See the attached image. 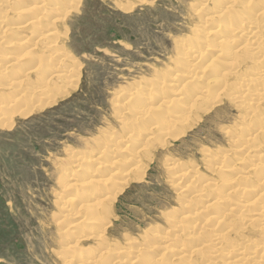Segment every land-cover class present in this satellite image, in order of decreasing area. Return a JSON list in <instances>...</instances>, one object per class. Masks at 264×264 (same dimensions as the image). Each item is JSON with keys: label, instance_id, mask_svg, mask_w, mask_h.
I'll use <instances>...</instances> for the list:
<instances>
[{"label": "rangeland", "instance_id": "1", "mask_svg": "<svg viewBox=\"0 0 264 264\" xmlns=\"http://www.w3.org/2000/svg\"><path fill=\"white\" fill-rule=\"evenodd\" d=\"M77 1L75 8H69L63 21L61 20L57 26L60 40H57L59 47L56 53L61 54L62 52V55H66L64 60L61 63L59 61V65H57L58 60L54 57L55 53H51L55 46L51 47L50 51L48 45H46L48 50H45L44 44L50 40L55 41L52 38L53 35L37 43L34 49L30 48L28 52L22 51L16 46L18 40L28 39L33 34V28L17 30L15 25L21 23L24 18L22 13H18L23 10L18 11L17 9L31 6L33 0H21L19 3L16 0H8V2L0 0V13L5 10L8 18L3 24L5 31L0 29V94L7 93L3 98L6 101L14 99L5 86L15 81L16 77L13 78L10 73L4 74L6 72L2 60L4 54L16 56V67L20 72L19 75H23L24 78L21 80L28 83V86L24 88L27 93H34L30 103L20 107L12 106L14 109L4 112L0 118V264H82L81 260L96 252L97 256L99 254V261L96 260L97 264H110L107 262L108 258H102L105 255L102 248H96L99 245L103 247V243L111 245L110 249L123 248L126 254L121 257H124V260L129 258H133V261L136 260L135 263H131V261L130 264H137V261L138 264L142 262L145 264H169L172 259L170 264H182V261L184 264H193L187 260L178 261L172 256L175 254L174 251L180 248L184 249L191 244L189 237L192 235H187V232L190 231L189 226L202 223L204 229L207 230L200 233L202 241L207 236L212 237L223 232L218 229H216L217 231L212 230L211 222L203 223L212 214L200 215V213L199 216L195 215L194 219L189 218V220L180 223V225H184V230L181 234H175L171 227L172 221L177 214L179 215V212L185 213L191 209L190 207L184 209L181 204H187V201L192 199L190 193L185 194L179 190L178 185L182 184L179 181L180 174H182L181 181L186 179L185 184L188 183L186 186L193 184L194 189L198 190L205 185L203 195L198 196L199 199H197L198 197L194 199L193 204L200 206L208 196L212 197L222 191L220 177L221 175L227 176L228 173L216 172V175L211 173V167L204 164V159L215 152L224 154L225 151L231 150L230 140L236 131V126L238 129H242L246 124L247 127L250 126V129H255L258 124L264 123V117L262 120L260 117L259 123L256 122L259 119L257 116H260V111L255 115L256 117L251 116L245 124L241 123L240 118L243 117L241 115H245L246 110L243 109V105L239 107V103H236V99H234L238 96L236 93L240 92L239 86H237L240 84L239 81L252 75L255 72L253 68L258 70L260 65L253 64L251 57H245L243 50L234 46L232 51L235 53V57L232 56L234 58L231 62L230 60L226 61V57L221 54L224 59L213 61L215 65L211 68L208 67L207 71L206 69L202 70L199 66L198 70L202 71V74L200 72L196 79L184 85L187 91L184 89L179 91V93L184 92L182 95L173 91V86L179 81V77L175 75L171 79V86L167 85L164 89L166 95L171 94V91L174 92L173 96L169 94L170 97H174V101L178 99L174 107L172 106L170 109L174 110L175 105L179 104L180 107L176 108L178 113L179 109L194 105L195 98L198 100L203 97L196 103L202 104L201 112L192 113L181 133L176 132L173 134L174 138H171L172 129L166 137L159 130L160 126L165 125L164 119L148 115L151 118L146 116V118H139L135 122L131 117H134L139 111L140 105H137L143 103L141 99L140 103L137 94L142 93L141 98L147 97L163 80L165 81L169 75H173L171 73L174 65L180 66L181 51L179 49L186 51L192 47H198V45L208 48L217 46L218 39L214 35L201 37L194 33L203 26L201 20L207 17H204L203 10L197 8L199 0ZM53 2L55 1L48 0L46 2L42 8L44 14L49 13ZM124 5L129 6V9L121 8ZM255 7L253 5L250 7L251 13H238V17H241L240 20L249 18L256 24L254 25L256 30L263 32H260L262 41L253 42L254 48L258 47V44L260 48L264 44V24H261L264 23V16L261 15V17L263 16L261 21V17L255 15ZM210 9L214 10L212 6ZM46 20L48 18L37 22L35 27L37 33L46 30ZM217 20L219 21H216V24L214 21L213 26L216 25L223 29L225 22L221 17ZM210 25L213 27L212 24ZM211 27L206 26L207 30H210ZM46 51L49 52L46 53ZM207 54L211 55L212 53L208 51ZM44 56L49 59L45 61L42 68L34 67L36 59L41 60ZM239 58L246 59L244 62L248 65L243 64L241 62L243 60ZM248 58L250 59L247 60ZM220 62L232 63L231 69L237 70L234 72L230 70L231 74L224 79L229 87L232 89L235 87V90H232V95L231 89L224 87L220 92V98H215L211 94L206 98V93H213L218 89V85L215 84V86L213 81L217 79L218 72L215 69L217 66L221 67ZM65 66L67 70L73 69V71L68 70L72 74L77 71L76 77L64 79L68 83L64 81L58 83L59 86L56 88L54 83L49 81H57L56 76L60 71L65 70ZM234 73L242 78L240 77L238 81L237 76L234 78ZM218 78H222L221 74ZM235 79L236 81H234ZM21 80L16 81L22 82ZM126 91L133 95L131 99L121 96V93L124 94ZM26 95L28 96L25 94L22 98H25ZM191 95L192 97H190ZM179 97L182 100H179ZM207 107L208 110H206ZM173 110L170 111L174 112L175 110ZM262 111L264 112V106ZM6 114L11 115V120L5 121ZM155 121H160L161 124L159 125ZM123 123L125 124L123 125ZM150 128L152 131L149 130ZM237 133L241 134L242 132L238 130ZM125 134L128 137H125L126 139L122 143L116 140ZM260 136L255 141L257 143H253L254 145L260 143L262 146L264 145V134L262 133ZM146 137L148 140L145 139ZM135 139L141 140V142L134 143ZM119 144L123 152L120 151ZM135 144L137 146L134 147ZM132 146L137 148L138 154L133 157L137 163L128 171H124L126 175L122 178L125 182L122 184L120 171L123 170V159L127 157L132 159L128 152L131 148L132 151L134 150ZM102 148H106L103 149L104 153L103 150L101 151ZM114 150L117 152L119 150L120 154ZM143 150L145 151L143 152ZM227 153L231 154V157L237 155L233 152L225 154L228 155ZM235 158L237 157L234 156V159L230 160V164L235 162ZM262 159L264 160V156H261L260 161ZM109 160L110 162L114 161L113 166L110 165ZM250 160L258 161V158L234 163L236 170L232 172H242L241 175L248 173L246 177L248 181L245 177L239 179L238 185L241 188L249 187L250 183L257 182L258 178L264 175L263 160L259 162V167L246 169ZM175 165V168L182 169V172L172 176L169 168ZM194 169L197 171L196 175ZM207 170L209 171L207 172ZM88 171L91 172L92 179H104L107 175L114 178H110L109 189H106V194L102 197L103 199L101 198L104 204L108 207L110 204L111 207V209L108 208L107 219L102 220L104 221V230L99 228L101 221L90 222V215H84L87 214V211H82L81 214L79 210L78 214L75 213L78 207L75 201L83 200L84 195L88 193V186L82 184L85 183L82 180L89 177L88 173L90 172ZM124 172L122 173L124 174ZM218 173L219 175H217ZM187 179L189 180L187 181ZM112 185L115 188H112L114 187ZM237 199L246 200L245 197L238 194L230 196L231 201ZM61 201L66 204L64 205ZM235 213V211L231 212L230 220H235L234 217L239 215ZM247 214L250 215V213ZM247 214L245 212L239 216L246 218L249 216ZM61 216L67 218L63 220ZM242 227L243 230L245 227ZM255 227L254 225L252 229L247 227L246 230H239L242 234L234 236L233 230L237 231L238 229H233L229 232L228 240L232 239L231 242L237 243L236 245L245 243L250 248L244 252V255L255 257L252 258L253 264H264L263 253L262 255H252L251 253L252 250L258 248L257 246L264 247V233H260V230H256L257 227ZM97 228L104 233L101 242L98 238L87 233ZM154 235H163V237L165 235L167 239L169 236L163 245H169L173 251L160 255L161 249V251L159 249L152 250L153 254H149L151 251L148 250L149 248L143 250L144 246L150 244L161 248L162 244H158L157 240L152 237ZM196 235L197 232L194 236ZM68 239V246H64ZM252 245H255L254 249ZM226 251L228 250H224L218 257L210 255L208 262L204 264H223L224 260L231 255L226 256ZM127 252L130 256L127 255ZM101 253L103 255H100ZM137 253L138 255L141 253L140 258ZM235 254L234 252L231 256ZM142 255L145 257L143 258ZM120 258L115 261L117 262ZM192 258L195 259L196 256L193 255L190 259ZM115 261L112 260L111 264H115ZM96 262L93 261L91 264H96ZM194 264H200V262Z\"/></svg>", "mask_w": 264, "mask_h": 264}, {"label": "bare ground", "instance_id": "2", "mask_svg": "<svg viewBox=\"0 0 264 264\" xmlns=\"http://www.w3.org/2000/svg\"><path fill=\"white\" fill-rule=\"evenodd\" d=\"M20 1L21 0H16V2H18V3ZM47 1L48 0H33V4L31 6H25V7L23 6L24 8L17 9L18 11L23 10V12H18V13H22L23 14L22 17H24L21 23H18L15 25L17 27V30H23V29L27 30V28H30V29L33 28V34L28 39L22 38V39L18 40L16 42V46L19 47L22 51L28 52L30 48H31V50H33L37 43H39L40 41H44L45 38L53 35L52 38L55 41L50 40L47 43L45 42L44 43L45 44V50H48V49H46V45L49 46L48 47L49 49L51 47L55 46V48L52 50L51 53H53V52L55 53L54 57L58 60L57 65H59L58 64L59 61L61 63L64 60L63 58L66 57V55L65 54L62 55V52H61V54L56 53V50H58L57 48L59 47L57 40H60L57 26H58V24H60L61 20L63 21V18L69 12V11L67 12V10L69 8L70 9L75 8L77 0L76 1H74V0H68V1L67 0H63V1L62 0L61 1L60 0H54L55 2L52 3L53 7L51 8V10H49V13L44 14L42 12V8L44 7V5L46 4ZM52 1L53 0H51V2ZM70 1H71V3L69 4ZM7 2H8V0H7ZM259 3H260V6H259ZM68 4H69V7H67ZM252 5L256 6L255 7L256 8L255 9V15H258L260 17H261V15L264 16V0H199V5L197 8H199L201 11L203 10L204 14H205L204 17L205 16H207V17L203 18L204 20H201V21H203V26L200 27L199 30H196L194 33H196V35L201 36V37H203L205 35H214L218 39L216 41L217 46H213V47L211 46L212 48L210 47L211 48L210 49L206 46L198 45V47H192V49H194V50H192V49L188 50L187 49L186 51H182L179 49V51H181L180 52L181 53L180 54L181 64H180V66H175V65L173 66V72L171 71L172 72L171 74H173V75H169L167 80H165V81L163 80L160 83V85L155 88V90L151 91L147 95V97L141 98L142 93L137 94V98H139V100L141 99L143 101V103L137 105V106L140 105L138 107L139 111H137V114L134 117H131L133 119V121L136 122V120L139 118L142 119V118H146V116H148V115H152L154 118L159 117L160 119L162 118L161 120H163V119L165 120V125L164 126L162 125L159 127V130L162 131L161 132L162 135L166 136L168 133L171 132L172 129H173V131L170 133L171 138H174L173 134H175L176 132L181 133V131L185 128V125H187L186 122L187 121L189 122L190 119L188 120V118H190L192 113L194 114V113H200L201 112L200 106L202 104L198 105L196 103L199 102L198 100H200V99L202 100L203 97L198 99V100H197V98H195V99L193 98L194 99V105L185 106V107L179 109V111L177 113L176 110L178 109V107H180L179 104H178V106H177V104L175 105V107L177 108V109L176 108L174 109L175 111L173 110V108L172 109H170V108L172 106L174 107V104L176 103V101H178V99H176V101H174V99H173L174 97H170V95L173 96V93H174L173 91H177L178 93H179V91H182L183 89H184V91H187V90H185L184 85L186 83L189 84V82H192L194 79H196L200 72L202 74V71L198 70L199 66L202 68V70L206 69V71H207L208 67L211 68V66L215 65L213 63V61H215L217 59L219 61L224 59V58H222L223 55H224L223 57H226L225 58L226 61L230 60V62H231V60L235 57L234 56L235 53L232 51V48L234 46L240 47V50H243L242 52L244 53L245 57L246 56L251 57V61L253 64H259L260 69L264 68V47H263L264 44H263V46L261 45L262 43L260 44L261 47H263V48H261V47L259 48V44H258V47L255 46V48H254V46H253V42L254 43L260 42V40L262 39L261 33H263V32L258 31V29L256 30V27L254 26L256 24L253 23L249 18H246L245 20H240L241 17H238V13L241 14V13L250 12V9H251L250 7ZM210 6H212V8L214 10H211ZM235 6H238V7H235ZM121 8H123L124 10H128L129 6L127 7L126 5H124ZM0 14H1L0 15V29H3L4 28L3 24H5L6 21L8 20V18L6 17L7 13L5 10H3ZM197 14H198V12H197ZM32 15H35V16L32 17ZM201 15L203 16V14H201ZM258 16H257V18H258ZM220 17L223 19V22H225L223 29L220 27L218 28V26H216V25L213 26V22L215 21V24H216V21H219V20H217V18H220ZM262 17L260 18L261 21H262ZM43 18H48V20H46L47 23L45 24L46 30H44L40 33H37L35 27L37 26V22ZM218 23H217V25H218ZM210 24H212L213 27H211ZM261 24H264V23H261ZM206 26L207 27L210 26L211 27L210 30H207L208 28H206ZM3 31H5V30L3 29ZM220 31L222 33H219ZM10 32H12V31H10ZM1 33H3V32L1 31ZM252 39H255V40L252 41ZM49 42H51V43H49ZM202 43H204V42H202ZM195 44L197 45V43H195ZM221 47H225V48H221ZM218 48H221L222 50L218 49ZM50 51H51V49H50ZM208 51L211 52L212 54L211 55L207 54ZM47 52H49V51H46V53ZM213 53L218 54V55H214ZM221 54H223V55L221 56ZM2 56L4 57V58H2V60L4 61V63H3L4 70L6 69V72L4 74L10 73V75L13 76V78L14 77H16V78H15V81H13L10 85L5 86L8 90V93L11 96H13L14 99L12 101H10V100L6 101V99H3V98L6 97L5 94H7V93H1L0 94V118L2 117L4 112L12 109L13 108L12 106L20 107L22 105L25 106L27 103H30L31 98L33 97V94H34L31 92L27 93L26 88H24V87L28 86V83H26V81L23 82L21 80V79L24 80V78H23V75H19L20 72L18 71V69L16 67V65H17L16 56H14L13 54H4ZM49 56H50V53H49ZM232 56H234V57H232ZM238 56H239V54H238ZM220 58H222V59H220ZM47 59H49V57L47 58L46 56H44V57H42L41 60L36 59L37 61L35 60L36 61L35 63L32 60L33 61L32 63L35 64V65L34 64L33 65H34V67L36 66L37 69L40 67L42 68L43 64L45 63V61ZM241 59L243 60V58H241ZM249 59L250 58H248L247 60H249ZM245 60L246 59H244L241 62L244 64ZM233 63H235V62H233ZM231 64H227V62H220L221 67L217 66V68L215 69L218 72L216 75L217 79H214L213 83H214V85L215 84L218 85V87H217L218 89L213 93H208V94L206 93L205 94L206 98L209 97L210 94L213 95L215 98H220V94H221L220 92H221V90H223L224 87L230 88L231 92L233 89L235 90V87H233V89H232V87H229L227 82L224 81V79H226L231 74V71H230V70H232L230 67ZM246 64L247 63H245V65ZM237 66H239V64ZM255 66H257V65H255ZM232 67H233V64H232ZM259 68H258V70H257V68H253V69H255L254 70L255 72L250 76L248 75V77L245 75L247 78H244V79L241 76L238 77V75H236V73L233 74V76H235L234 78H236V76L238 77V81H239L240 77L242 78L239 81L240 84L239 83H238L239 85L236 84L237 86H239L240 92L236 93V96H237V94H238V96L237 97L234 96L235 97L234 99H236L235 100L236 103H239V105H238L239 107H241L240 105H243L244 106L243 109L246 110L245 115H241L243 117L240 118V121H242L241 123H244V124H245V122L249 121L248 119H250L251 116H255L257 113H259V111L261 113H260V116H257V117H259V119L256 122L259 123L260 117H261V120H262V117H264V112L262 111V108L264 106V69L260 70ZM68 70L73 71V69H68ZM68 70L66 67L65 70L60 71V73L56 76V78L58 79L57 81H55V82L49 81V82H53L55 87L57 88L59 86L58 83H62L64 81V79L70 78V77H73V78L76 77L77 71L76 72L74 71L76 74L75 73L72 74ZM234 71H237V70L235 69ZM177 74H182V75H177ZM219 74H221L222 78H218ZM239 74L242 75V73H239ZM175 75L179 77V81L173 86V91H171V94L168 92L170 95L169 94L166 95V92L164 91V89L167 87V85L171 86L170 85L171 79ZM242 76H244V75H242ZM214 77H215V75H214ZM16 80H21L22 82H18ZM186 81H188V82H186ZM234 81H236V79ZM64 82L68 83L67 81H64ZM24 84H25V86H24ZM214 85H212V86L214 87ZM224 90L226 91V89H224ZM236 91H238V90H236ZM228 92H229V90H228ZM228 92H225V93L229 94L230 92L229 93ZM183 93L180 92L179 95H182ZM185 93H187V92H185ZM25 94H28V96L26 95L25 98H22ZM187 95L189 96L190 94H187ZM200 95H199V97H200ZM232 95H233V92H232ZM121 96H126L125 98H127V99H131L133 97V95L128 91H126L124 94L121 93ZM184 96H185V94H184ZM196 96H198V95H196ZM190 97H192V95ZM222 97H223V94H222ZM141 100H140V103H141ZM179 100H182V98L179 97ZM123 103H125V102H123ZM190 103H191V101H190ZM206 103H208V102H206ZM206 103L205 104L203 103V105H206ZM126 105L128 106L127 103H126ZM126 105H124V106H126ZM202 107H204V106H202ZM121 108H123V107L121 106ZM208 109L209 108L207 107L206 110H208ZM126 110H127V107H126ZM170 110H173L175 113L170 111ZM201 110L203 111V109H201ZM125 112H122V113H125ZM134 113H135V111H134ZM172 113H174V114H172ZM118 115H120V114H118ZM10 116H11L10 114H6L7 119H5V121L11 120ZM149 118H151V117H149ZM196 118H198V117H196ZM160 119H158V120H160ZM155 122H157V121H155ZM159 122H157V123L160 125L162 121L160 123ZM125 123H123V125ZM3 126L6 127V125H4V124H3ZM150 127H152V126H150ZM149 130L152 131L151 128ZM235 130L236 131H234L235 133L232 135L231 140H230V144L232 146L231 150L225 151L224 154H219V153L215 152L212 154L213 156L208 155L204 159V164L207 165V167L208 166L211 167V169H210L211 173H215V175H216V172H219L221 174L227 172L230 175L229 176L227 174V176L226 175H221V177L219 176L220 181H221L220 182L221 186L223 187V189L220 193H216V194L212 195V197L208 196V198L205 199V201H203V203L200 206L193 204L192 201L194 199H196L198 196L203 195V191H204L203 188H205V185H204V187H201L198 190L194 189L195 187L193 186L192 182H191V184H192L191 186H190V184H189V186H186V184H188V183L186 182V184H185L186 179H182V181H181L182 174H180L181 177H180L179 181L182 182L183 185L181 183H179V185H178V187L180 188L179 190L183 191V193H185V194L190 193V196L192 199H190V197H189L190 200L187 201L188 205L186 203L181 204V207L184 209L186 207H190L191 209H189V211H186L185 213L179 212V215L177 214L176 217L174 215L175 219L172 221V226L171 225L170 226L172 227L175 234L176 233L181 234V232L184 230V225L182 226V225H180V223H182L183 221L189 220V218L194 219L195 218L194 216L195 215L199 216L200 213H201L200 215L212 214V215H209L204 220L203 223H205V221L211 222L212 230L217 231L216 229H218L220 232H223V233L222 234L221 233L216 234L212 237L207 236L202 241L200 239V233H204L207 231L202 226V223H199V224L196 223V224H193V226H189L190 231L187 232V235H192L191 237H189V239L191 240L190 241L191 244L187 247H184V249L180 248L179 250L174 251L173 253H175V254L172 255L173 258L178 260V261L179 260H187L193 264L198 263V261H199L200 264H204V263L208 262V260H209L208 258L210 257V255H215L218 257V256H221V254H222V252H224V250H228L225 253L226 256H229L230 254L232 255L234 252L236 254L233 256L230 255L229 257H227L224 260L225 262L223 264H253L252 258H255V257H253V256L248 257L249 255H244V252H247L246 250L250 247L248 245H245V243H242V244L240 243V244L236 245L237 243L231 242L232 239H231V241L228 239H229V232L231 230L238 229L237 231L233 230L234 231L233 236L234 235H241L242 232H240L239 230H241V231H243L244 229L246 230L247 227L252 229V227L254 225L257 227V228L255 227L256 230H260V233H264V175L259 177L257 182L250 183L251 185H249V187L245 186L244 188H241L238 185L239 179L241 177L246 178L248 176V173L247 174L244 173L245 175H241L242 172L240 173L238 171L237 172H232V171L236 170L235 169L236 164H234V163H237L238 161L244 162V161H247V159H251V158H255V159L258 158V161L250 160L251 161V162L249 161L250 163H252L253 161H255V162L251 165H250V163H248V165H250V166L248 167V165H247L246 169H248V168L255 169L256 167L260 166L258 164H259V162H261L263 160L262 159L260 161L261 156H264V145L262 146L261 143L254 145L253 143L255 141H257L258 137H261L260 135H262V133L264 134V123L258 124L255 129H250V126L248 125V127H247L245 124V127H243L242 129H238V126H236ZM238 130H241L242 133L241 134L237 133ZM157 131H154V132H157ZM139 132L141 133V131H139ZM144 132H146V131H144ZM228 132L230 133L231 131H228ZM126 133H127V130H126ZM125 137L127 138L128 136H126V134H125L122 137L116 138V140H119V142L122 143L126 139ZM147 137H148V135H147ZM147 137L145 138L146 140H148ZM141 138H142V136H141ZM149 138H151V137H149ZM108 139H109V137H108ZM143 140H144V138H143ZM136 141L141 142V140L135 139L134 143H136ZM149 141H150V139H149ZM256 143L257 142H255V144ZM115 144H117V143H115ZM143 144H144V147H146L144 142H143ZM143 144H140V145L143 146ZM147 144H148V141H147ZM133 146L135 147L137 145L135 144ZM116 148H118V147H116ZM119 148H120V144H119ZM103 149H106V148H102L101 151ZM136 149L134 148V150L132 151V148H131V150L128 151L129 156L132 157V159L129 157L123 159V161H124L123 168H122L123 170L120 171V175H121L120 178H121L122 184L125 182V180L122 178V176L126 175V172H124V171L125 170L128 171V169L130 167H132L133 165H136V163H137L133 160V157H135L138 154ZM121 150H122V147L120 148V151ZM104 151L105 150H103V153H104ZM114 151L117 152V150H114ZM144 151L145 150H143V152ZM118 152H119V150H118ZM118 152H117V154H118ZM121 152H123V151H121ZM138 152H139V149H138ZM226 152H231V153L233 152L234 154H237V155H233L231 157V154L227 153L228 155H226L225 154ZM112 154H113V152H112ZM119 154H120V152H119ZM100 155H102V154H100ZM234 156H236L237 158H235V160H234L235 162L230 164V160L234 159ZM118 157H120V156H118ZM109 158H111V157H109ZM262 162L264 163V160ZM109 163L111 166L114 165V161H112V160H111V162L109 160ZM175 167H176V165L169 168V171L172 173L170 175H172V176L175 174L177 175V173L179 174V172H182V169L181 170H180V168L176 169ZM262 167L264 169V165ZM208 171L209 170H207V172ZM88 172H90V171H88ZM122 172H124V174ZM192 172H193V169H192ZM196 172L197 171L194 169L195 175H196ZM263 172H264V170H263ZM219 173L217 175H219ZM188 174L189 173H187V176H189ZM88 175H89V177H85L86 176L85 175L84 176L85 178L82 180L83 182H85L82 184L88 186V189H87L88 193L86 195H84L83 200L81 199L79 201H75V204L78 205L75 213L78 214L79 210H80L81 214H82V211L83 212L87 211V214H84V215H88V214L90 215V222L92 223L93 220L101 221L99 228L103 229L104 228V224H103L104 221H102V220L107 219L108 211H109V209H111V207H110V204H109V207H108V205L104 204V202H103V200H101V198L104 197V194H106V189H109L108 186H109V183L111 180L110 178H113V176L107 175L106 178H104V179H92L91 172L88 173ZM258 175H259V173H258ZM175 178H179V177H175ZM190 178H192V177H190ZM188 180L189 179H187V181ZM247 181H248V179H247ZM196 182H197V180H196ZM244 182H245V180H244ZM114 185L116 186V184H114ZM114 185H112V186H114ZM115 186L112 188H115ZM195 186L197 187V185H195ZM206 186H208V185H206ZM236 194H238L239 196L245 197L246 200L237 199L235 201H231L230 196L236 195ZM197 199H199V197ZM61 203H64V202L61 201ZM65 204L66 203H64V205ZM249 207H251V209H249ZM233 211L236 212L235 214H239V215H241V213L244 214L245 212H246V214L250 213V215L247 214L249 216H246V218H241L239 215H236L234 217L235 220H230L229 215ZM177 212H178V210H177ZM75 216H77V215H75ZM186 217H188V218H186ZM61 218L64 220L67 217L61 216ZM191 222L193 223V221H191ZM185 226H188V225H185ZM241 226H243L245 228L242 230ZM238 227H240V228H238ZM95 230H97V231L94 232ZM95 230H90L87 233L90 234L92 237L98 238L99 241L101 242V240H102L101 237H103L102 234H104V233H102L101 232L102 230L100 231L98 228ZM209 231H211V230H209ZM196 232H197V235L194 236ZM165 234H167V233H165ZM152 237L155 240H157L158 244L159 243L162 244L161 248L159 246H157L158 248H156L151 244L150 245L146 244L148 246L145 247L143 245L144 246L143 250H145V249L147 250L149 248L148 250H151V251H149L150 252L149 254H151V253L153 254L152 250H154V249L160 250L161 249L162 251L160 250L161 251L160 255H164V253L169 254L173 251L170 249L169 245H166V246L163 245L166 241L165 239H167V238H165V235H164V237H163V235H154ZM168 239H169V236H168ZM67 241L68 242H65L64 246H66V245L68 246L69 239ZM95 243H97V242H95ZM103 244H104V245H102L103 247H101V245H99L96 248H99V247H100V249L102 248V250L104 251V253H103V251H102V253L105 254L104 256H102V258L103 257H104V259H105V257L108 258L109 261H107V262H110V264L112 263L111 262L112 260L115 261L117 258H120L122 255L124 256L126 254L125 250L121 247H118L115 249H110L111 245L109 246L108 244H105V243H103ZM252 246L254 249L255 245H252ZM257 247L258 248H256V250H254V251L252 250V252H251L252 255H257V254L262 255V253L264 254V247H259V246H257ZM139 248H142V247L139 246ZM99 251H101V250H99ZM140 252H142V251H140ZM257 252H260V253H257ZM96 253H94L90 256L87 255L89 257L85 258L84 260H81L82 264H88V263L91 264L93 261L94 262H96V260L99 261V257H98L99 254L97 256ZM102 253L100 255H103ZM138 253H137V255H138ZM127 255L130 256L129 252H127ZM140 255H141V253H140ZM140 255H138L139 258H140ZM193 255H194V257L196 256V258L199 257V259H196V258L190 259ZM172 256L170 258H172ZM144 257L145 256H143V258ZM160 258H162V257H160ZM120 259H121V261H119ZM120 259L117 260L118 264H130L131 261H132L131 263L136 262L135 257H134L135 261H133V258H131V259L129 258L128 260H124V257L123 258L121 257ZM136 259H137V256H136ZM172 260L169 262L171 263ZM145 261H147V260H145ZM187 261H185V262H187ZM107 262H105V263H107ZM138 263L139 262L137 261V264ZM96 264H97V262H96ZM141 264H145V263L142 262ZM182 264H184L183 261H182Z\"/></svg>", "mask_w": 264, "mask_h": 264}]
</instances>
